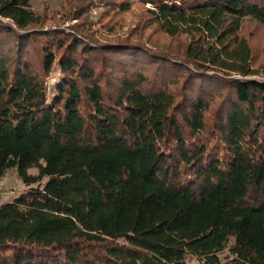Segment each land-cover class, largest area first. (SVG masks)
Masks as SVG:
<instances>
[{
    "label": "trees",
    "instance_id": "obj_1",
    "mask_svg": "<svg viewBox=\"0 0 264 264\" xmlns=\"http://www.w3.org/2000/svg\"><path fill=\"white\" fill-rule=\"evenodd\" d=\"M135 3L0 0V264H264V0Z\"/></svg>",
    "mask_w": 264,
    "mask_h": 264
},
{
    "label": "rangeland",
    "instance_id": "obj_2",
    "mask_svg": "<svg viewBox=\"0 0 264 264\" xmlns=\"http://www.w3.org/2000/svg\"><path fill=\"white\" fill-rule=\"evenodd\" d=\"M118 1V0H116ZM129 9L120 11L116 15L115 21L112 23L109 21V15H100L104 12L103 5L101 6L100 0H95V5L89 10V18L94 22L93 28L97 30L99 37L113 38L114 36H125L130 29L135 27L137 16L140 11L139 5L135 3V0H129ZM66 0H30V6L33 10H41L44 6H47L49 10L59 11L60 7L65 5ZM72 20L71 22H75ZM63 27L67 26L68 22L61 23ZM102 24H104L102 26ZM262 32L263 28H259ZM150 33V30L145 31L144 39L148 38L150 45H153L156 49L164 47L163 44L169 42V38L163 37L161 34ZM264 39L263 35H259L255 38L257 44L262 43ZM171 40V39H170ZM58 82V72H54L48 80V89L52 92L54 86ZM29 173L36 174V168H30ZM26 185L18 177L14 168H9L3 171L0 175V203L11 200L19 192L23 191Z\"/></svg>",
    "mask_w": 264,
    "mask_h": 264
}]
</instances>
